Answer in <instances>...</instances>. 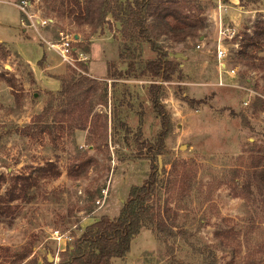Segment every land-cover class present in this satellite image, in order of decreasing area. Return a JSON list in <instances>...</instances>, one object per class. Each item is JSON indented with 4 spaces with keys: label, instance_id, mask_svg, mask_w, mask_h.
I'll use <instances>...</instances> for the list:
<instances>
[{
    "label": "rangeland",
    "instance_id": "1",
    "mask_svg": "<svg viewBox=\"0 0 264 264\" xmlns=\"http://www.w3.org/2000/svg\"><path fill=\"white\" fill-rule=\"evenodd\" d=\"M21 1L0 0V196L12 188L13 177L38 175L48 162L61 174L38 176L26 195L10 203L15 213H0V247L17 255L27 252L23 263L35 258L59 263L60 253L88 226L102 215L119 214L130 188L144 182L152 164L162 179L174 167L188 176L190 190L162 181L159 197L173 217L178 212L179 228L208 244L217 264H264V187L259 188L250 167L255 145L264 146L259 134L264 132V76L239 54L244 32L264 19V0L247 8L241 0H201L209 25L200 38L160 39L185 78L153 81L142 75L114 83L107 79L109 62L126 67L121 52L133 53L139 63L153 59L157 54L149 44H126L112 15L103 23L81 22L76 0H57L58 8L51 11L43 0H31L26 13ZM34 18L51 21L34 24ZM232 28L236 36L227 38ZM60 33L76 40L74 65L47 52L46 43L57 41ZM219 41L228 49V61L223 60L228 70H220ZM255 55L264 58V46ZM74 71L103 83L93 95L78 99V107L88 100L87 120L70 115L76 104L62 93L63 77H73ZM152 85L163 87L160 101L170 119L163 151L158 148L163 122L151 100ZM243 115L254 131L243 125ZM82 161H91L85 175H70V167ZM105 191V202L97 203ZM60 234L57 243L54 236ZM160 246L157 234L143 228L127 256L112 264H169L178 258L191 264L178 243L174 251L169 244ZM0 264H10L1 249Z\"/></svg>",
    "mask_w": 264,
    "mask_h": 264
},
{
    "label": "trees",
    "instance_id": "2",
    "mask_svg": "<svg viewBox=\"0 0 264 264\" xmlns=\"http://www.w3.org/2000/svg\"><path fill=\"white\" fill-rule=\"evenodd\" d=\"M241 1L245 8L253 2H257V0ZM43 3L50 11L57 9L59 5L57 0H43ZM76 3L79 14L84 15L81 22L103 23L108 15H112L116 21L121 23V34L124 41L127 42L126 44L147 43L157 54L155 58L139 63L134 58L133 53L129 56L121 52L126 67H118L116 61L113 60L108 64L107 79L113 80V83L121 78L130 79L142 75L153 78V81L170 80L174 76L180 79L185 78L180 62L170 57L168 51L161 47L160 39L165 36L175 42H186L189 38H200L202 32L209 25L205 15L207 7L201 0H82V2L76 0ZM248 30L244 32V42L242 41L239 54L247 59V65L250 68L262 72L264 76V58L258 59L255 55L264 46V19L258 20L253 29L249 28ZM125 49L130 51V45H126ZM62 84V93L67 101L76 104L73 106L70 115L76 114L80 119L86 118L87 120L91 112V109H86L88 100H83V106L78 107V99L81 94L93 95L98 88H102L103 83L98 79L79 76L74 71L73 77H63ZM104 84L102 101L107 104L108 84ZM162 89L163 87L159 85L150 86L154 109L163 122V129L158 136V148L163 151L165 139L170 131V119L160 101ZM49 109H47V113ZM43 118V114L40 115L39 121ZM242 122L243 125L254 131L247 116H242ZM259 134L263 135L264 132L261 131ZM252 155V158L249 156L247 159L251 158L250 167L255 169L253 179L261 189V186L264 187V168L259 170L258 167L259 165L264 166V146L256 144L252 150ZM90 162L82 161L70 167V175L77 178L84 176ZM49 172H52L56 178L61 174L60 169L53 162H48L46 166L37 169L38 175L13 177L12 188L0 196V213H4L5 216L15 213L17 207H10V203L19 196L26 195L30 188L37 184L38 176L46 177ZM161 175L159 170L151 164L149 175L144 182L130 188L119 214L115 217L102 215L98 221L88 226L73 245L60 253L61 261L59 263L50 262L49 258H46L43 263H40L36 258L23 263L28 253L17 255L11 252V248L7 246L0 247L1 256H4L6 263L9 262L10 264H112L114 259L126 257L131 250V243L134 238L139 235L143 228H148L157 234L159 246L163 247V244H169L168 249L174 251L176 243H178L179 250L183 253L187 252L186 259H190L191 264L196 262L217 264V257L208 244H203L201 239L191 238L187 229L179 228L176 216L178 212L175 211L173 217L168 202L164 206L159 197V187L162 181L168 185H182L183 188L188 187L190 190L192 183L188 180V176L185 172L177 173L175 167L168 172L164 179ZM177 176H181L180 179H177ZM243 187L248 189L249 185L245 183ZM176 228L180 231L177 232ZM179 235L181 238L178 237ZM185 246L191 248L192 253L184 249ZM184 261L179 258L178 260L172 259L169 264H188Z\"/></svg>",
    "mask_w": 264,
    "mask_h": 264
},
{
    "label": "built area",
    "instance_id": "3",
    "mask_svg": "<svg viewBox=\"0 0 264 264\" xmlns=\"http://www.w3.org/2000/svg\"><path fill=\"white\" fill-rule=\"evenodd\" d=\"M25 6H21V9L25 11V13L27 12L26 10V6H28L30 3H32L31 0H22L21 1ZM49 21H51L50 19L46 18L44 20H40L37 18L33 19L34 24L36 23H43V24H48ZM233 31H231L228 35L227 38H233L236 36V31L235 29L232 28ZM226 37V36H224ZM61 39V40H60ZM75 38L72 34H67V33H60V37L58 38L57 41H48L46 43V46L48 48V50L50 52H53L54 54H57L64 62L74 65V63L76 62V60L78 59V57L76 56V54L78 53V50L74 47V42H75ZM223 41H219L218 46H217V58L219 60V64H220V70H228L226 63H223V60H225L226 62L228 61V49L227 47H225V45H222ZM224 44V43H223ZM80 60H86V59H81ZM220 72V71H219ZM231 74H235L236 70L235 69H231L230 70ZM220 74H222L220 72ZM107 197V192H104V196L103 199H100L97 201V203H100L101 201L106 200ZM56 234H59V231L56 230L55 231ZM57 240V243H60L62 238H63V234L58 235V238L56 237V235L54 236ZM69 240V237H68ZM71 240V239H70Z\"/></svg>",
    "mask_w": 264,
    "mask_h": 264
},
{
    "label": "crops",
    "instance_id": "4",
    "mask_svg": "<svg viewBox=\"0 0 264 264\" xmlns=\"http://www.w3.org/2000/svg\"><path fill=\"white\" fill-rule=\"evenodd\" d=\"M47 47V46H46ZM47 50V49H46ZM49 54H52L51 52L47 51ZM42 79H39V81H41Z\"/></svg>",
    "mask_w": 264,
    "mask_h": 264
},
{
    "label": "water",
    "instance_id": "5",
    "mask_svg": "<svg viewBox=\"0 0 264 264\" xmlns=\"http://www.w3.org/2000/svg\"><path fill=\"white\" fill-rule=\"evenodd\" d=\"M49 257H50V260H51V261H53V260H54V259L51 257V255H49Z\"/></svg>",
    "mask_w": 264,
    "mask_h": 264
}]
</instances>
